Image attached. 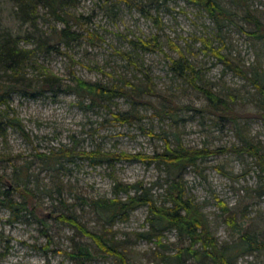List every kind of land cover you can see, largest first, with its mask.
<instances>
[{
    "label": "rangeland",
    "instance_id": "obj_1",
    "mask_svg": "<svg viewBox=\"0 0 264 264\" xmlns=\"http://www.w3.org/2000/svg\"><path fill=\"white\" fill-rule=\"evenodd\" d=\"M159 1L160 5L146 8L150 13L146 16L117 0H77L70 10L84 17L72 24V30L81 35L77 42L57 46L56 52L37 53L17 75L2 74L0 84L9 107L0 106V116L17 117L27 136L12 127L5 135L0 130V190L23 201L14 190V173L23 169L21 175L29 177L25 182L33 199L29 196L27 220L11 223L13 215L1 202L5 197L0 198V264H75L67 256L75 244L87 246L93 254V260L84 264H120L60 219L61 215L74 217L89 232L105 236L127 256L129 264H159V253L175 252V231L164 233L163 243L171 248L167 251L155 240L141 237L149 229L145 206L111 223L91 206L92 201L114 199L116 184L140 183L151 190L155 201H165L168 175L164 166L141 160L94 165L77 157L54 164L39 154L75 149L154 155L163 152L166 143L214 150L240 147L249 140L264 155L260 94L249 80L225 69L206 52L201 41L209 39L246 70L264 74V38L251 36L243 21L248 9L264 22V0H219L237 15L235 23L222 29L188 0ZM1 10L3 27L19 37L24 49L36 48L35 40H27L34 30L14 19V4L4 1ZM54 25L47 15L35 31L47 36ZM151 38H157L161 50L149 52L140 47V39ZM179 51L195 66L199 86L234 102L235 110L243 115L239 127L209 111L204 94L191 83L196 76L181 77L171 69V59L178 60ZM76 78L119 85L132 93L85 110L68 89ZM175 106L184 108L172 111ZM124 113L141 119L132 124L115 120V115ZM256 162L248 154L226 152L199 161L184 173L187 195L200 205L220 245L233 248L238 255L236 264H264V250L244 252L237 247L246 234L264 240V196L254 191L261 181ZM230 219L233 223L227 222ZM199 264L214 263L201 259Z\"/></svg>",
    "mask_w": 264,
    "mask_h": 264
},
{
    "label": "trees",
    "instance_id": "obj_2",
    "mask_svg": "<svg viewBox=\"0 0 264 264\" xmlns=\"http://www.w3.org/2000/svg\"><path fill=\"white\" fill-rule=\"evenodd\" d=\"M12 2L14 4L13 15L14 19L24 25H29L30 29L34 30L27 34V40H35L36 48L24 49L20 44L18 36L13 35L9 29L3 27V17L1 6L3 2ZM116 3H124L129 7L130 11H140L144 15H150L146 9L148 6L157 4L159 0H117ZM125 1V2H124ZM167 1V0H165ZM189 2L199 6L202 11L207 13L209 18L219 27L223 28L227 24L235 23L237 15L225 7L219 0H188ZM77 0H0V78L2 74L10 72L17 75L24 70L25 65L40 52L59 51L57 46H70L71 43L77 42L81 35L75 30H72V24H78L84 17H76L70 10ZM41 9H46L45 14L41 13ZM54 19L55 25L50 28L49 35L44 33H36L38 23L46 16ZM158 24L160 20L156 19ZM243 21L250 29V35L261 40L264 38V22L248 9L243 14ZM61 24L62 26H56ZM47 34V32L45 33ZM38 36V38H36ZM205 46L206 52H210L223 66L229 71H233L237 75L249 80L257 89L261 96V111L258 117L264 119V74L257 71H248L233 59L222 53L223 48H215L209 39H201ZM53 43V44H51ZM139 45L144 50L154 52L161 50L157 38L149 40H139ZM46 51V50H45ZM179 59H171L170 67L176 71L181 77L196 76L197 70L193 64L188 62L185 56L179 51ZM197 76L191 81L192 85L200 90L207 99L209 111L217 115L219 119L239 127V120L243 115L235 110L233 101L213 91L212 89L204 88L196 83ZM136 90H139L137 86ZM70 92L75 93L80 98V106L87 110L92 106H101L105 102L129 95L132 92L119 85H107L102 83H91L83 79L76 78L73 86H68ZM135 91V89H132ZM131 95V94H130ZM136 95H138L136 93ZM6 94L0 89V106L9 107V100ZM87 101L90 104L86 103ZM182 106H175L176 109H183ZM190 108V107H185ZM171 112V111H170ZM0 116V131L1 135H5L7 128L12 127L19 133L27 136L21 121L17 117ZM6 119V120H5ZM137 115L133 114H117L115 120L121 123L132 124L139 120ZM3 125V126H2ZM261 148L252 141L246 140L240 147H232L229 149H209V148H187L183 144H178L172 147L166 143L165 150L154 155H130L124 152L121 153H103L99 150L93 152L76 151L75 149H65L51 156L39 154L41 158L52 159L51 163L57 164L63 158L72 159L80 158L89 160L94 165L100 163H115L121 161L141 160L143 162L157 163L164 166L168 175L165 183V201L158 203L153 199L151 190L144 188L140 183L121 186L115 185V198L109 200L92 201L91 206H94L99 215L109 223L118 218H127L129 214L137 208L145 206L148 209L149 216L147 223L149 229L146 233L141 234V237L149 241L155 240L158 247L164 251L171 250L169 246L163 243L164 233L166 231H175L177 244L174 253L165 254L159 253V264H199L201 259H209L214 264H236L233 262L237 256L233 254V248L221 246L217 237L211 231V227L206 215L201 210V207L195 200L190 198L187 193L186 183L184 181V173L187 168L196 167L199 161L205 160L210 156H216L222 153L231 152L240 155L248 154L257 159V165L260 167V182L254 190L259 196H264V155L261 153ZM56 161V162H55ZM28 171V168H26ZM23 171V169H21ZM21 170H16L14 176L15 191L20 192L23 201H17L8 197L7 192L0 190V198L5 197L3 205L12 213L11 223L26 221V213L29 211L30 198L33 199V193L28 189V184L21 175ZM20 171V172H19ZM125 194L126 198L119 197L120 194ZM33 203V201H32ZM37 209L33 204V213ZM226 209V208H225ZM227 210V209H226ZM60 219L68 222L73 227H76L85 237L91 239L98 250L105 255L115 256L120 264H129L127 256L120 252L115 245L103 235L89 232L86 228L74 217H66L61 215ZM233 223V220H227ZM234 225V224H233ZM237 247L244 252L262 251L264 250V240H257L256 237L246 234L242 237ZM69 259L75 264H84L86 261L93 260V254L87 246L75 244L73 252H67Z\"/></svg>",
    "mask_w": 264,
    "mask_h": 264
},
{
    "label": "water",
    "instance_id": "obj_3",
    "mask_svg": "<svg viewBox=\"0 0 264 264\" xmlns=\"http://www.w3.org/2000/svg\"><path fill=\"white\" fill-rule=\"evenodd\" d=\"M0 89H1V84H0Z\"/></svg>",
    "mask_w": 264,
    "mask_h": 264
}]
</instances>
